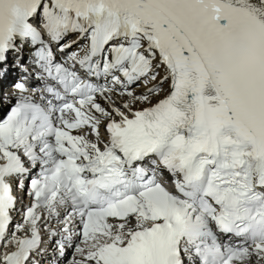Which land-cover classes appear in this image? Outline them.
I'll return each mask as SVG.
<instances>
[{
	"label": "snow or ice",
	"instance_id": "obj_1",
	"mask_svg": "<svg viewBox=\"0 0 264 264\" xmlns=\"http://www.w3.org/2000/svg\"><path fill=\"white\" fill-rule=\"evenodd\" d=\"M0 108V264H264V0H0Z\"/></svg>",
	"mask_w": 264,
	"mask_h": 264
},
{
	"label": "bare ground",
	"instance_id": "obj_2",
	"mask_svg": "<svg viewBox=\"0 0 264 264\" xmlns=\"http://www.w3.org/2000/svg\"><path fill=\"white\" fill-rule=\"evenodd\" d=\"M142 90H143V85H139V86L136 87V91H137V92H140V91H142ZM17 222L19 223V222H21V220H18ZM1 247H2V246H1ZM70 260H71V259H70ZM70 260H69V261H70Z\"/></svg>",
	"mask_w": 264,
	"mask_h": 264
},
{
	"label": "rangeland",
	"instance_id": "obj_3",
	"mask_svg": "<svg viewBox=\"0 0 264 264\" xmlns=\"http://www.w3.org/2000/svg\"><path fill=\"white\" fill-rule=\"evenodd\" d=\"M12 231H13V230H12ZM12 231L10 232V236H11V234H12ZM4 249H6V248H3V247H2L1 251H4Z\"/></svg>",
	"mask_w": 264,
	"mask_h": 264
}]
</instances>
